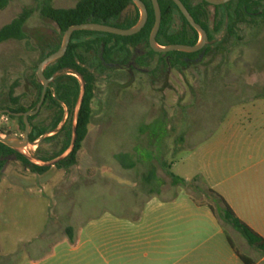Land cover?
I'll return each mask as SVG.
<instances>
[{"label": "rangeland", "instance_id": "obj_1", "mask_svg": "<svg viewBox=\"0 0 264 264\" xmlns=\"http://www.w3.org/2000/svg\"><path fill=\"white\" fill-rule=\"evenodd\" d=\"M77 1L53 0V5L69 8ZM38 3L10 0L0 11V27L25 7ZM24 29L26 39L0 43V128L17 136L24 133L19 119L1 108L9 103L15 81L14 95H21L25 104L31 102L35 91L32 76L45 45L56 36L54 21L39 10ZM140 50L148 51L143 46ZM86 57L94 66L96 55L87 53ZM147 57L149 64L143 71L122 74L108 69L97 74L88 133L75 165H49L50 169L40 173L12 156L6 167L0 168V264H31L35 256L31 234L48 232L58 220L82 227L71 237L61 239L60 233L48 241L44 250L50 251L51 261L72 264L85 250H77L81 242L91 252L95 244L114 240L116 264H141V259L131 258V240L139 239L137 245L142 246L146 189L152 191L156 184L165 185L166 222L176 225L182 239L198 233L202 240L223 227L240 252L264 264L260 261L264 253L251 246L234 226L213 216L209 204L218 207L222 203L208 184L209 179L244 176L236 172L252 150L243 133L264 129V17L240 23L234 35L184 69L164 66V57L158 52ZM162 67L165 72L161 76ZM51 113L43 111L36 122ZM63 138V133L49 141L40 138L32 143L34 149L28 146L26 151L32 157H47L61 148ZM169 172L192 180L176 185ZM133 225L140 227L133 229ZM167 232V239L172 240L174 229ZM207 246L209 251V243ZM92 264L106 262L102 257Z\"/></svg>", "mask_w": 264, "mask_h": 264}, {"label": "trees", "instance_id": "obj_2", "mask_svg": "<svg viewBox=\"0 0 264 264\" xmlns=\"http://www.w3.org/2000/svg\"><path fill=\"white\" fill-rule=\"evenodd\" d=\"M143 1L148 8L149 16L145 26L140 32L124 36L109 32L76 30L72 34L71 42L65 55L46 67V77H51L58 70L73 67L83 74L86 81L85 95L77 119L78 136L75 148L66 158L57 162L55 164L56 167L70 168L77 163L78 152L87 136L88 125L91 120L92 102L96 95L97 74L105 72V67L100 61L99 55L102 54L103 58L110 59L114 52H130L131 47L136 48L138 46H143L146 49L148 48V53L150 54L157 53L150 47L149 44V36L155 22L153 3L152 0ZM158 1L162 11L161 27L157 35L159 43L163 44L161 43V35H164L169 43H180V38H187L188 33L187 30L184 31L183 36H178L175 33V30L172 27V23L174 21L173 14L175 12H179L186 23H188L187 20L173 0ZM9 2L10 0H0V11L5 9ZM130 2L131 0H78L74 7L58 8L53 5V0H39V3L35 7H25L9 23L0 27V43L10 39H26L28 35L24 29L25 24L33 13L36 10H39L43 16L56 22L61 28V31H58L56 27V36H53L45 45L46 50L40 59L41 61L47 55L59 49L64 31L73 24L92 21L120 26L123 28H128L134 25L139 19V13L136 16L127 18L124 22H121L120 17L122 11ZM182 2L188 8L195 20L202 23L204 27H207L205 22H210L211 15L208 10L209 3L205 0H182ZM217 8L218 11L215 13L216 27L213 29V33L219 34L224 32V39L234 35L237 32V28L240 23L254 22L257 17H264V0H231L226 5H218ZM226 19L228 20V23H226ZM196 39L197 34L189 43L194 44ZM87 53H94L96 55V62H94V66L88 62L86 57ZM170 53H174L175 55L177 53L186 55L193 54L177 50L171 51ZM170 53H168V55ZM168 60L167 64L175 63L173 57H169ZM91 65L94 67L93 69L90 68ZM35 73L36 72H34L32 76L35 91L34 98L31 102L25 104L21 101V95H14V89L18 85V82L15 81L9 90V103L1 108L2 110H8L4 113L9 115L11 118L19 119L20 126L23 130L25 128L23 116H18L16 113L34 109L40 100L43 89V84L37 80ZM80 87L81 82L76 75L72 74L70 71L60 73L50 83L45 100L38 113L29 115L28 118L31 123L30 136L32 142H35L40 138H42V141H49L53 140L60 133L64 134L61 148L47 157H42L40 155L37 156L41 160L48 161L54 159L69 147L72 138L73 113L79 96ZM45 110H51L52 113L46 119L36 122V119ZM67 112L68 116L65 118ZM62 122L63 124L60 126ZM0 130L5 131L4 128H0ZM53 131H55L53 134L48 135V133ZM9 153H15L18 159L26 163L27 166L31 167L33 170L40 173L50 168L49 165L33 164L26 156L0 141V156ZM3 163V161H0V168ZM123 164L127 166L125 163ZM169 174L173 178V182L175 184L181 182L186 183L185 179L182 177L175 175L172 172H169ZM210 192L222 203V206L219 208L215 207L211 203L209 204V207L215 215L222 221L234 226L247 239L251 246L264 253V237L240 219L235 214L233 209L225 202L223 197L212 189H210ZM229 240L239 257L246 264L254 263V261L249 259V257L239 252L230 237Z\"/></svg>", "mask_w": 264, "mask_h": 264}, {"label": "crops", "instance_id": "obj_3", "mask_svg": "<svg viewBox=\"0 0 264 264\" xmlns=\"http://www.w3.org/2000/svg\"><path fill=\"white\" fill-rule=\"evenodd\" d=\"M243 136L245 137L244 142H250L251 148H249L252 151L246 155V160L242 162L236 173L237 175L245 173V175L238 179H209L208 184L212 190L223 197L240 219L264 237V129L255 131L254 134L245 131ZM191 180L185 179L186 182H190ZM178 184L180 183L176 185ZM166 191L165 185L158 184H156L155 189L152 191L149 188L146 189L145 197L148 199V202L147 207L143 211L144 224L142 227L144 232L142 231V246L137 245L139 244V239L131 240L133 245L131 258L133 260L141 259V264H246L230 243L229 237L235 245L233 237L227 235L223 227H219L213 235L202 240H199L198 233L190 235L189 238L182 239L176 225L171 227L166 222ZM212 214L218 218L213 211ZM219 220L221 221V219ZM81 227L82 224L60 222L58 220L57 224L48 232L40 231L35 234L32 233L30 247L35 256L32 257L31 264H40L42 261L44 264H59L60 260L57 261L56 259L55 261L54 259L51 261L50 251L44 250L48 241L53 239V237L55 238V234L60 233L57 236H60L61 239L67 236L71 237V234L79 231ZM138 227L140 226H132L133 229ZM168 228L174 229L175 237L172 240L167 239ZM222 234L225 237H222ZM213 237H216V240L211 242ZM81 243L76 247L77 250L79 251L83 248L85 250L73 258L72 264H92L93 261L96 263L102 257L106 264H116L117 241L110 240L103 245L95 244L91 252L89 247L87 251L85 242L84 245L83 242ZM208 243L210 246L209 251ZM102 247L105 248L104 252L102 251ZM167 248L170 249L168 250V255ZM2 259L0 248V261ZM262 260H264V256L260 258V261ZM16 264H23V261H19ZM133 264L139 263L135 261ZM253 264L257 263L254 261Z\"/></svg>", "mask_w": 264, "mask_h": 264}, {"label": "water", "instance_id": "obj_4", "mask_svg": "<svg viewBox=\"0 0 264 264\" xmlns=\"http://www.w3.org/2000/svg\"><path fill=\"white\" fill-rule=\"evenodd\" d=\"M182 13L185 15V17L188 19L190 24L198 30L200 33V39L198 40L197 43L190 45V44H184V43H171V44H160L157 40V35L161 26V21H162V11L161 7L159 4L158 0H152L154 11H155V22L153 25V28L151 30L150 36H149V44L151 48L155 52H162L166 53L169 51H174V50H179L187 53H192L200 50L203 48V46L209 42L208 34L206 30L195 21L185 4L182 2V0H173ZM209 2L210 4L216 6V5H222L230 2L231 0H205ZM132 7L133 8H138L140 15L138 21L128 27V28H123L120 26H114V25H109L106 23H99V22H92L88 21L85 23H78V24H73L69 26L63 33L62 40H61V45L58 50L52 52L51 54L47 55L45 58H43L40 63L38 64L37 70H36V78L39 82L43 84V89L41 93L40 100L38 101L36 107L34 109L28 110L26 112H18L16 113L18 116H23L25 128H24V133L22 136H17L13 135L10 133H7L3 130H0V141L11 146L14 148L17 152L23 154L26 156L33 164L37 165H55L57 162L63 160L66 158L75 148L76 140H77V119H78V113L85 95V88H86V81L82 73H80L77 69L73 67H67L61 70L56 71L51 77H46L45 75V69L46 67L53 63L54 61L58 60L59 58L63 57L65 53L67 52V49L69 47V44L71 42L72 34L76 30H93V31H101V32H109V33H114L118 35H133L141 31V29L145 26L149 12L146 4L143 2V0H132ZM58 31H61V28L57 25L56 22H54ZM65 71H70L72 74L76 75L81 82V87H80V92L78 99L76 101V105L74 108V113H73V119H72V138L69 147L59 156L55 157L54 159L44 161L41 160L39 157H32L26 149L28 148L29 145H31L33 142L31 141V123L29 121V115H33L38 113L40 110L46 94H47V89L50 85V83L55 79L57 75H59L62 72ZM3 112H6L8 110H2Z\"/></svg>", "mask_w": 264, "mask_h": 264}, {"label": "flooded vegetation", "instance_id": "obj_5", "mask_svg": "<svg viewBox=\"0 0 264 264\" xmlns=\"http://www.w3.org/2000/svg\"><path fill=\"white\" fill-rule=\"evenodd\" d=\"M132 3L133 2L131 0V2L122 11V14L120 16L121 17V22L126 21L127 18H130L132 16H136L138 13L140 15V12H139L138 8L135 9V8L132 7ZM226 4H222V5H226ZM212 6H214V5L209 3L208 10L211 13V15H210V22L209 21L205 22L207 27H204V25L202 23L197 22L195 20L197 23H199L206 30V32L208 34L209 42H207L203 46V48H201L200 50H198L196 52H192L193 53L192 55H186V54L177 53L175 56H173L174 62H175L174 64H167L168 61H169L168 60L169 57H171V56L168 55V53H170L171 51L166 52V53L158 52L164 57L162 59V64L164 66L166 65L167 67H170V66L173 65L177 69L178 68L179 69H184L186 67L191 66L192 62H194V61L197 62V61L202 60L205 56H207L208 54H210L214 50V47H218L219 44L222 43V41L224 40L225 33L224 32L223 33H219V34H214L213 33V29H215V27H216L215 13L218 11V8H217L218 5L214 6V11L213 12L211 10ZM222 11H224V10H222ZM181 13H182V11H181ZM173 15H174V21L172 23V27L175 30V33L178 36H180V35L183 36L185 30H187V33H188V37L187 38H183V37L180 38V43L190 44L189 42H191V40L193 39V37L196 36V34H197V39H196L195 43H197L198 40L200 39V33L198 32V30L195 29L190 24V22L188 21V19L185 17L184 14H183V16L185 17V19L187 20L188 23H186L184 21V19L179 14V12H175ZM211 21H212V23H211ZM226 23H228L227 19H226ZM161 41H162L161 43H163V45L171 44L164 37V35H161ZM190 45H193V44H190ZM177 51H179V50H177ZM148 55H149L148 51L146 53H143L140 50V46H138L136 48L131 47L130 48V52H121V51L114 52L111 55L110 59L103 58L102 54H100L99 57H100V61L103 63V65L105 67V71L110 69L112 71L120 72L122 74L123 73L124 74H129V73L133 74L134 71H136V70H142L143 71L144 66L149 64V58L147 57ZM164 72H165V70L162 67V69H160L161 76L164 74ZM21 101H22V98H21ZM12 156H17V155L15 153H9V154H5V155L0 156V161L4 162L2 167L3 166L6 167V165L11 160Z\"/></svg>", "mask_w": 264, "mask_h": 264}, {"label": "bare ground", "instance_id": "obj_6", "mask_svg": "<svg viewBox=\"0 0 264 264\" xmlns=\"http://www.w3.org/2000/svg\"><path fill=\"white\" fill-rule=\"evenodd\" d=\"M29 147H31L32 149H34L35 148V145L34 144H31V145H29Z\"/></svg>", "mask_w": 264, "mask_h": 264}, {"label": "built area", "instance_id": "obj_7", "mask_svg": "<svg viewBox=\"0 0 264 264\" xmlns=\"http://www.w3.org/2000/svg\"><path fill=\"white\" fill-rule=\"evenodd\" d=\"M3 118H6V119H8L7 117H5V116H3Z\"/></svg>", "mask_w": 264, "mask_h": 264}]
</instances>
